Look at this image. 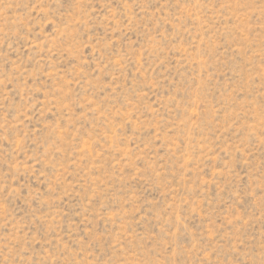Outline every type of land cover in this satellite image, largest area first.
<instances>
[{
    "label": "rangeland",
    "instance_id": "obj_1",
    "mask_svg": "<svg viewBox=\"0 0 264 264\" xmlns=\"http://www.w3.org/2000/svg\"><path fill=\"white\" fill-rule=\"evenodd\" d=\"M0 264H264V0H0Z\"/></svg>",
    "mask_w": 264,
    "mask_h": 264
}]
</instances>
